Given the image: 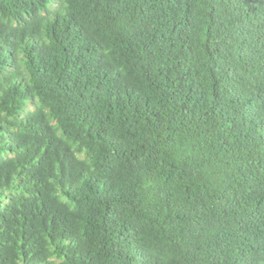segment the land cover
<instances>
[{"label": "trees", "instance_id": "16d2710c", "mask_svg": "<svg viewBox=\"0 0 264 264\" xmlns=\"http://www.w3.org/2000/svg\"><path fill=\"white\" fill-rule=\"evenodd\" d=\"M0 264H264V0H0Z\"/></svg>", "mask_w": 264, "mask_h": 264}]
</instances>
